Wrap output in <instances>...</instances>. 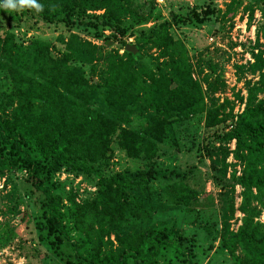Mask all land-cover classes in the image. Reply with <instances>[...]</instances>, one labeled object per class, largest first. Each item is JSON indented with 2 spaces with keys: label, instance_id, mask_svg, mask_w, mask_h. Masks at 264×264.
<instances>
[{
  "label": "trees",
  "instance_id": "trees-1",
  "mask_svg": "<svg viewBox=\"0 0 264 264\" xmlns=\"http://www.w3.org/2000/svg\"><path fill=\"white\" fill-rule=\"evenodd\" d=\"M233 2L224 12L206 6L192 15L196 21L212 13L224 17ZM37 3L39 11L0 7V18L14 25L31 19L63 24L100 40L69 32L59 36L62 49L52 55L49 42L35 35L19 40L0 23V176L22 170L41 195L39 228L44 233L39 239L51 247L67 243L75 259L86 264H157L167 255L193 264L188 238L174 221L156 218L165 201L187 205L199 193L186 182L192 164L163 167L156 158L160 144L179 149L180 125L203 118L204 128L224 124L201 142L198 152V159L209 160L211 182L218 188L214 252H223L232 264H264V221L258 219L264 212L262 51H252V61L235 66L256 77L243 80L245 95L235 93L236 103L226 97L219 102L215 93L223 92L225 83L213 61L198 57L195 70L185 45L170 33L173 23L187 22L189 16L169 13L158 20L151 2L146 7L136 0ZM245 9L248 20L258 11L256 36L261 31L264 37V0H253ZM125 18L133 21L125 23ZM124 36L132 37L135 53L113 48L100 53L113 42L123 48ZM150 50L154 54L143 61L142 53ZM233 104H243L242 109L232 112ZM112 144L142 163L111 169ZM228 155L232 162L226 161ZM60 168L93 178L91 194L76 200V191L52 181ZM235 210L241 216L232 229Z\"/></svg>",
  "mask_w": 264,
  "mask_h": 264
},
{
  "label": "rangeland",
  "instance_id": "rangeland-1",
  "mask_svg": "<svg viewBox=\"0 0 264 264\" xmlns=\"http://www.w3.org/2000/svg\"><path fill=\"white\" fill-rule=\"evenodd\" d=\"M136 1L146 7L149 5L148 2H151L154 12L159 14L158 20L168 18L169 13L177 14L181 18L189 16L187 22L173 23L170 33L185 45L194 69L196 70L195 61L198 57L210 58L213 61L216 72L221 75L225 83L223 92L215 93L219 96V102L222 97H226L230 103H236L235 93L245 95L242 89L243 80L249 78L255 80L256 77L245 71L242 73L235 66L252 61L250 53L256 52L257 49H260L264 55L262 32L259 31L256 36L257 25L260 21L259 13L255 10L251 20H248V10L245 9L253 0H234L231 10L224 17L212 13L201 21L195 20L192 15L193 11L201 14L202 10L208 6L214 11L224 12L229 0ZM141 11L145 12L144 9ZM132 21L131 18L124 19L125 23ZM0 23L2 26L13 29L19 40L35 35L49 42L52 55H56L57 50L62 49L58 41L59 36L65 38L69 32H77L83 38L100 43L99 39H94L80 28L63 24H47L31 19L14 25L5 17L0 18ZM151 23L153 22L149 21L145 25L148 26ZM123 39L126 43L133 44L131 36H124ZM255 45L257 47L253 48ZM109 48L116 49L118 53L123 52L121 45L113 42L110 46H102L100 53L104 54ZM151 53L154 54L153 50L142 53V60L148 61ZM98 66H103V62L99 61ZM193 75L196 77V71ZM240 75L241 79L237 80L236 77ZM232 106V112H239L243 104ZM225 122L228 120L226 119ZM223 125L220 123L204 128L203 118L185 121L177 130L176 142L179 149L175 150L171 146L160 144L162 152L156 158L157 164L163 167L185 169L192 164L189 167L193 168V171L186 182L189 186L198 189L199 193L191 198L187 205H172V202L165 201L166 207L156 214V218L165 219L168 223L174 221L179 231L188 238L190 259L193 264H232L223 252H214L217 239L213 237L219 227L218 188L211 182L212 169L209 160L201 155L198 159L201 142L204 143L211 132L221 131ZM112 146L113 156L109 164L111 169L120 170L142 163L140 160L128 158L114 144ZM228 146L232 149L233 141H230ZM226 161L232 162L231 155L227 156ZM51 179L61 185L64 190L72 188L76 191V200L89 196L94 189L95 180L93 178L66 171L63 168L54 170ZM238 191V186H235L233 203L235 208L239 203ZM40 198L41 195L33 189L31 180L22 170L9 171L0 176V264H86L75 259L67 243L51 247L45 239H39L38 235L44 233V230L39 228ZM240 216L241 213L235 210L229 221L230 228H236L240 222ZM258 219L264 221V212H261ZM73 235L75 236L76 233ZM157 264H186V262L173 260L167 255L158 260Z\"/></svg>",
  "mask_w": 264,
  "mask_h": 264
},
{
  "label": "clouds",
  "instance_id": "clouds-1",
  "mask_svg": "<svg viewBox=\"0 0 264 264\" xmlns=\"http://www.w3.org/2000/svg\"><path fill=\"white\" fill-rule=\"evenodd\" d=\"M0 7L10 10H20L25 7L35 8L36 10H41L42 5L37 3V0H3Z\"/></svg>",
  "mask_w": 264,
  "mask_h": 264
},
{
  "label": "water",
  "instance_id": "water-1",
  "mask_svg": "<svg viewBox=\"0 0 264 264\" xmlns=\"http://www.w3.org/2000/svg\"><path fill=\"white\" fill-rule=\"evenodd\" d=\"M123 50L127 51V52H131V53H135L136 52V48L133 44H129V43H126L124 46H123Z\"/></svg>",
  "mask_w": 264,
  "mask_h": 264
}]
</instances>
